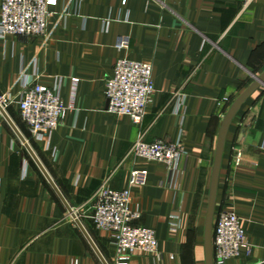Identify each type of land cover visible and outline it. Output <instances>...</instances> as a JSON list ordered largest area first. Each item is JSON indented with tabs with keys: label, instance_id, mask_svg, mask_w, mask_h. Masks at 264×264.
Instances as JSON below:
<instances>
[{
	"label": "crops",
	"instance_id": "crops-1",
	"mask_svg": "<svg viewBox=\"0 0 264 264\" xmlns=\"http://www.w3.org/2000/svg\"><path fill=\"white\" fill-rule=\"evenodd\" d=\"M243 1L58 0L46 37H0V97L18 95L25 79L38 77L70 106L44 137L16 104L6 109L67 203L81 213L105 183L130 189V207L142 214L136 224L156 231L158 254L136 252L129 264H206L220 129L235 100L264 73V0L247 8ZM1 6L2 0L0 12ZM121 37L130 39L127 49L117 48ZM121 58L153 65L157 90L141 123L108 111L106 81ZM141 135L146 142L181 138L179 172L130 154ZM222 209L240 217L251 252L215 264H264V83L229 128L213 232ZM83 223L109 264H117L110 234L90 219ZM0 264H103L2 115Z\"/></svg>",
	"mask_w": 264,
	"mask_h": 264
},
{
	"label": "built area",
	"instance_id": "built-area-1",
	"mask_svg": "<svg viewBox=\"0 0 264 264\" xmlns=\"http://www.w3.org/2000/svg\"><path fill=\"white\" fill-rule=\"evenodd\" d=\"M253 1L244 0L243 8ZM57 3L58 0H2L0 37H46L49 33L48 22L53 15L52 7ZM129 45L130 39L127 37L119 38L116 44L120 50L127 49ZM77 84L78 81L73 82V98ZM156 90L151 63L121 58L115 65L113 76L106 81L108 111L129 116L134 123H141ZM0 103L5 109L16 104L22 120L38 137L51 136L62 124L70 108L63 102L56 87L43 83L38 77L34 80L25 79L18 95L6 94L0 97ZM184 153L181 138L173 143L161 139L146 142L143 135L130 150V154L135 156L164 163L171 175L179 172ZM130 199V189L114 190L105 183L93 195L87 209L81 213L75 209L83 222L90 219L97 229L110 234L116 246L117 264H129L136 252L158 254L156 231L136 224L142 214L130 207ZM213 248L215 263L238 257L243 251L251 252L242 221L234 211L222 209L218 212Z\"/></svg>",
	"mask_w": 264,
	"mask_h": 264
},
{
	"label": "water",
	"instance_id": "water-1",
	"mask_svg": "<svg viewBox=\"0 0 264 264\" xmlns=\"http://www.w3.org/2000/svg\"><path fill=\"white\" fill-rule=\"evenodd\" d=\"M264 83V73L260 76L256 77L255 81L235 100L231 108L229 109L227 115L225 116L219 137L217 142V149H216V156H215V162L213 167V173H212V179H211V187H210V194H209V201H208V210H207V217H206V224H205V255H206V264H215L214 260V248H213V222H214V216H215V209H216V203H217V192H218V185H219V177L221 172V165L223 160V154L225 150V143L227 134L229 131V128L245 103V101L251 96V94L262 84ZM109 103V100H108ZM0 112L2 116H4L11 127L14 129L16 134L20 137L22 142L24 143L25 147L31 154L32 158L36 161L41 171L44 173L46 178L48 179L49 183L52 185L60 199L65 203L67 206L69 215L73 218L75 224L79 227V229L84 234L85 238L88 240L94 251L96 252L99 259L102 261L103 264H109V262L105 259L101 251L99 250L98 246L92 239L91 235L89 234L85 224L83 221L77 216L76 211L74 208H72L58 189L57 185L47 172L46 168L43 166L41 161L39 160L38 156L36 155L35 151L29 144L28 140L25 138V136L22 134V132L19 130V128L16 126V124L13 122L11 117L9 116L7 110L1 105L0 103Z\"/></svg>",
	"mask_w": 264,
	"mask_h": 264
}]
</instances>
